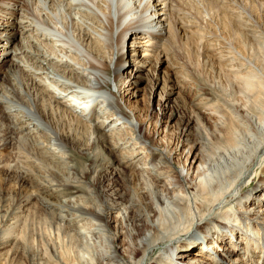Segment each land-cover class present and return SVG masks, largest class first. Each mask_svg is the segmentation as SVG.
<instances>
[{
  "label": "bare ground",
  "instance_id": "6f19581e",
  "mask_svg": "<svg viewBox=\"0 0 264 264\" xmlns=\"http://www.w3.org/2000/svg\"><path fill=\"white\" fill-rule=\"evenodd\" d=\"M177 1L0 0V175L47 231L25 237L28 215L10 213L0 264H213L184 252L230 228L264 238V106L221 104L228 132L210 128L215 98L173 62L175 34L195 33ZM196 2L203 21L218 12L264 44V0ZM211 22L199 39L217 41ZM227 43L217 59L264 93V74ZM238 248L223 247L226 264H252Z\"/></svg>",
  "mask_w": 264,
  "mask_h": 264
},
{
  "label": "rangeland",
  "instance_id": "374dc122",
  "mask_svg": "<svg viewBox=\"0 0 264 264\" xmlns=\"http://www.w3.org/2000/svg\"><path fill=\"white\" fill-rule=\"evenodd\" d=\"M196 1L197 0H182V1L180 0V2H182V5H183L184 8L179 9V13H181L180 14V19H179V24H181L183 22L186 23V24H188V23L189 24H193L194 26L192 27L193 29L191 28V30H192V32L195 31V33L193 34V33L189 32L187 34L188 37L185 35L187 39L185 38V36H181L180 34H178V36H177L175 34V36H174L175 38L173 39V41H175V42H173V41H171V42H172V44L173 43L176 44V45L174 44V47H175L174 51L176 52V55H179V58L180 57L181 58H180V60L176 59L177 61H173V62L174 63H178L180 65V70L182 72V75L184 74V77L186 78V80L188 79L189 83L191 82L190 84L193 85V87H195V89H197L196 88V84H198L197 85L198 87H200V86L204 87L205 86L204 87L205 90L207 89L206 94L210 95L209 98L210 99L212 98L211 101H213V97L216 99V100L214 99V101H213L214 106H216V109L218 108L216 110L217 113H215V114H220V115H222V117L220 115L219 116L215 115V117H214V115H213L212 117L214 119L215 118L217 119V117H219L218 120H217L218 122L215 119V121L217 123H219V124H217L214 121V119L211 118L210 121H209V123H210L209 125L215 124L216 126L211 125L210 128L211 129L216 128V130L220 131L221 135L225 136V134L228 131L224 127L221 128L222 125H220V124H221V122H225L226 126L230 125V124H228V122L230 123V121H231L230 119L231 118H229L230 115L227 113L228 111L226 112L225 108L221 107L220 105L222 104L223 106H225L227 104V102H228V104L229 103H231V104L233 103V104H235V106H238V108H241V109L242 108L243 109L244 108L250 109V107L253 105L251 103L254 101L255 104H259V105L264 106V93L261 92V89L259 88V86L253 80H252L253 81L252 82L250 79H247V78L245 79V78H242L240 76L236 77L238 75H234L233 73H231L232 72V71H230L231 70V68H230L231 65L228 63L229 65H228V67H226L227 66V62H224V61L220 62V60L217 59L218 58L217 57V52L219 51V50H217V48L220 49V47L222 45V46H224L222 49H224V50L230 49L229 46H228L229 43H227V42H230L234 48L237 47L235 49L238 50V48H239L240 50H238V51L241 54L243 53L242 55H244L247 58V60L252 65H254L259 71H261L264 74V44L263 45H257L256 43H254L253 42V37L252 36L250 37L251 34L250 33L248 34L246 30H242L241 26H239L240 28H237V26L236 27H235V25L233 26L232 25L233 23H232L231 24L232 28H231L229 26V24H227L228 26L225 25L224 22H223L225 19H223V17H221L223 19L221 24L218 23V22H220L221 18L218 19L220 16L219 15L217 16L218 12L214 11L215 10V6L214 5H212V10L214 11L213 14L216 13V12L217 13L215 15H212L209 20L205 19L204 20L205 22H204L203 19H202V15L203 14L199 15V17H197V15L195 14V11L198 10L197 9V5H196L197 4ZM190 7L191 8L194 7V8L192 10H189V9H191ZM198 8H199V10H201V7L199 5H198ZM185 9L188 10V12L190 14L187 13V11ZM256 15L257 14H254L253 18ZM258 15H259V13H258ZM263 15H264V8H263V11H262L261 15L257 16V18L255 17L256 21H255V19H253V22H254V24L258 23L256 25L261 26L263 28V30H264V19H263L264 16ZM215 16H217L218 18L215 17ZM196 18L198 20H196ZM213 18H214V21H213ZM215 18L218 19V21ZM259 18H262L263 20L259 19ZM257 19H259L258 22H257ZM187 20H188V22H187ZM208 21L209 22L212 21L211 22L212 25H213L212 26V31H214V32L216 31L215 32L216 34L218 33L217 36H219L218 39H220L219 40L220 42L218 41V39H217V41L213 40L212 37L209 39L210 41L208 40L207 37L199 39V37L196 35L200 30H201L200 31L201 33H205V31H204L205 27L203 26L204 25L203 23H207ZM225 21H226V23H228L227 20H225ZM260 21H261V23H259ZM215 22H217L216 23L217 27L214 26ZM223 24H224V26L228 27V30L225 27L223 28ZM234 27H235L236 31L233 32ZM224 30L225 31L227 30L229 33H227V31H226V34H224V37H223L222 32L224 33L225 32ZM231 30H232V32H231ZM217 31H222V32H217ZM189 34L192 36V38H191V36ZM178 37H180V38H178ZM220 37H222V38H220ZM188 38H190V40ZM191 39H192V41H191ZM187 40H189V41H187ZM205 40H208V44H207V42ZM221 40H222V42H221ZM223 42H224V44H223ZM201 45H202V48H200ZM226 46H228V48H225ZM213 48H216L217 51L215 49H213ZM259 51H261V52H259ZM201 52H202V54H201ZM244 52H245V54H244ZM201 55L204 56V57H202ZM213 56H216V57H213ZM252 57H253V59H252ZM235 61H233V62H235ZM238 63H239L238 61H236L235 63H232V66H234L236 68L237 67L239 68L241 66V64L240 63L238 64ZM218 64L221 67L218 66ZM233 64H235L236 66L233 65ZM224 67H225V69H224ZM228 68H230V69L228 70ZM229 71H230V73H229ZM230 74H231V76H229ZM232 74L234 76H232ZM237 84H239L238 85L239 87L237 86ZM241 85H243L242 88H241ZM227 89L228 90L232 89L231 90L232 93L230 91H228L229 92L228 93ZM238 89H240V91ZM243 91H244V93H243ZM237 93H241V94H237ZM217 95H218V97H217ZM211 96H213V97H211ZM220 97H222L221 98L222 100L223 99H226V100L222 101L220 99ZM233 97H234V99H233ZM188 100H189V97H187V101H183V102L181 101L183 107H184V104H185L184 102H186L188 105L190 104L191 98H190L189 101ZM231 101H233V102H231ZM218 102H220V103H218ZM187 104H185L186 107H187ZM188 108H189V106H188ZM223 108H224L225 111L223 110ZM247 109H245V110H247ZM211 120H212V123H211ZM227 128H228V126H227ZM263 174H264V172H263ZM0 178H1L0 179V192H1L0 193V228L3 230L5 228L4 226H6L5 223H6L8 218L10 219V217L12 218V216H14V215L17 216V215H19V212L23 211L22 214L24 215V218H26L25 216H27V215L29 216V217L27 216V218H26L27 220H26L25 229H24L26 231L25 237L26 236L28 237L29 233H32V234H30V236L33 235V233L37 234L38 231L47 233V231L45 229L46 227L43 228L46 225L42 224L44 222H42V220L40 219V217H41L39 215L40 213L38 211H34V210H36V209H34V207H32V209H27V210H22L20 208V204L22 203L21 201L24 199L23 195L25 193L24 194H22L21 192L18 193L17 189H19L18 188L19 185H18L17 181L15 180V178H13V177L10 178V179L9 178H4V176H2V175H0ZM255 180L256 179H253L252 181H255ZM245 188H246L245 190H247V189L251 190L253 188V186L250 185V186H247ZM15 193H16V195H15ZM13 202H15V203H13ZM17 202H19L20 204L17 203ZM7 203H8V205H7ZM199 204H200V201H197L196 205H199ZM8 206H11L12 209H10V207H8ZM6 207H7V209H5ZM8 209L10 211L11 210L14 211V209H15L16 211H14V212H16V214L13 211L10 212ZM28 210L29 211L31 210L29 212V214H27ZM45 212L46 213L47 212L50 213V214L47 213V217H49L48 215H51L52 211H45ZM55 212L56 213H60L62 215L66 214V211H64V210H61V212H59V211L58 212L55 211ZM55 212H54L53 216L57 215ZM10 213H13L14 215L13 214L10 215ZM4 216H6V217H4ZM49 219H51V218L49 217ZM250 224L255 226V227H257L252 222H250ZM1 225H3L2 226L3 228L1 227ZM41 228H43V229H41ZM1 229H0V232L2 231ZM134 229H136L137 231L140 230L139 227H135ZM244 230L245 231H249L251 229L250 228H244ZM187 240H188V238H186L184 240H181L182 241L181 245L183 247H184V244H186ZM238 240L241 241V242H239ZM198 243L199 242H196V244H198ZM236 246H238L239 248L235 249L236 253L234 255H232V257L238 256L237 252L239 254H241V255H245L246 256L245 252H247V253H249V255L246 256V257L252 264H264V250L262 249L264 247V238L262 237L260 241L245 240L244 238H242L240 236L239 233L233 231L232 228L225 229L224 230V234L220 235L218 239H214V238H211V237L205 238L204 241H202L201 244H199V245H197L195 247H191L190 249H188L184 253H185V257H186L187 262H189L190 261L189 259H191V258L200 257L201 259H205L206 261L211 262L213 264H226L227 258L222 254L223 253V247H232V248H234ZM24 261L25 260L14 259V260H9L8 264H18V262L20 264H24V263L28 264L29 263L28 260H26V262H24Z\"/></svg>",
  "mask_w": 264,
  "mask_h": 264
}]
</instances>
